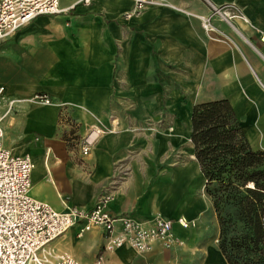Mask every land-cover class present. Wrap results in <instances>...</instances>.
Segmentation results:
<instances>
[{
    "label": "crops",
    "instance_id": "1",
    "mask_svg": "<svg viewBox=\"0 0 264 264\" xmlns=\"http://www.w3.org/2000/svg\"><path fill=\"white\" fill-rule=\"evenodd\" d=\"M166 2L206 17L210 5L234 4L247 22L214 16L206 32L197 18L166 6L125 19L128 0H59L65 12L34 19L0 49L1 73L25 84L9 100L19 102L0 113L7 120L1 143L32 159L33 198L56 211L65 204L90 210L106 192L112 215L143 226L156 215L172 221L170 250L122 247L104 252L105 264H226L191 143L195 105L227 100L251 149L264 151V0ZM35 94L53 105L26 101ZM92 126L104 133L82 156L79 142ZM178 219L194 226L182 229ZM71 232L85 249L68 245ZM102 244L99 228L81 238L73 228L52 247L93 264Z\"/></svg>",
    "mask_w": 264,
    "mask_h": 264
},
{
    "label": "built area",
    "instance_id": "2",
    "mask_svg": "<svg viewBox=\"0 0 264 264\" xmlns=\"http://www.w3.org/2000/svg\"><path fill=\"white\" fill-rule=\"evenodd\" d=\"M128 1L133 8L123 15L125 19L140 15L148 7L166 6L197 18L206 32L214 30L210 22L214 16L228 23L234 17L247 22L234 4L210 5V16L206 17L193 15L166 0ZM65 11L60 8L59 0H0V41L13 36L38 17L56 16ZM3 91L0 87V97ZM26 101L40 106L53 105L46 94H35ZM17 102L9 101L8 110ZM3 118L0 116V264H80L70 254L57 253L52 247L56 239L73 228L77 238L93 228L102 231V251L93 264H105L103 253L122 247L142 254L154 243H160L167 250L176 245L172 221L156 215L148 226H143L127 215H112L108 210L112 196L106 192L97 196L90 210L65 204L63 211H56L49 204L34 199L30 195L34 163L30 156L16 155L2 146ZM103 133V128L92 126L79 142L82 156L89 154ZM177 224L182 229L194 226L184 219H178Z\"/></svg>",
    "mask_w": 264,
    "mask_h": 264
},
{
    "label": "trees",
    "instance_id": "3",
    "mask_svg": "<svg viewBox=\"0 0 264 264\" xmlns=\"http://www.w3.org/2000/svg\"><path fill=\"white\" fill-rule=\"evenodd\" d=\"M191 143L226 264H264V151L251 149L224 99L192 108Z\"/></svg>",
    "mask_w": 264,
    "mask_h": 264
},
{
    "label": "rangeland",
    "instance_id": "4",
    "mask_svg": "<svg viewBox=\"0 0 264 264\" xmlns=\"http://www.w3.org/2000/svg\"><path fill=\"white\" fill-rule=\"evenodd\" d=\"M4 41H0V49H2L3 47L6 46V45H4L5 44ZM2 63H4L6 65L5 68H8V66L10 65V61H9L8 56H5V59L3 60ZM21 81H23V79H20V78L16 79V76H11L10 73H9V75H6L3 72L1 73V71H0V85H2L4 88V93L0 97V113L2 112V110L4 108H6V110L8 109V101L10 99H14V98L20 96L19 94H17V92H15L16 91L15 86H16V84L25 85V84L21 83ZM6 122H7V120H5L3 118L1 125L5 126ZM6 139H7V133H6L5 140ZM71 234H72V232H71ZM67 243L69 246L74 247L78 251L79 250L81 251V250L85 249V247H86L85 239H81V240L76 239L73 234L69 236ZM68 245H67V247H68ZM57 253H62V251L58 250Z\"/></svg>",
    "mask_w": 264,
    "mask_h": 264
}]
</instances>
